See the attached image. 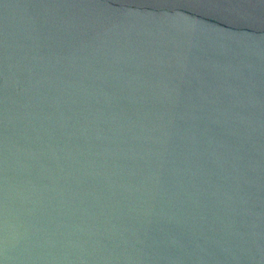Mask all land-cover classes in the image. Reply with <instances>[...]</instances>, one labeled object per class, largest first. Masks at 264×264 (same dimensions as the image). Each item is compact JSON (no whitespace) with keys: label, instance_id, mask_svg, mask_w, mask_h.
I'll return each mask as SVG.
<instances>
[{"label":"water","instance_id":"water-1","mask_svg":"<svg viewBox=\"0 0 264 264\" xmlns=\"http://www.w3.org/2000/svg\"><path fill=\"white\" fill-rule=\"evenodd\" d=\"M0 264H264V0H0Z\"/></svg>","mask_w":264,"mask_h":264}]
</instances>
